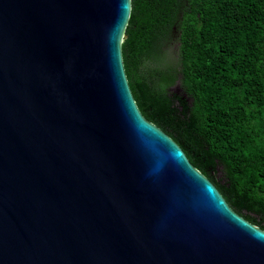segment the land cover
I'll return each mask as SVG.
<instances>
[{"label":"water","instance_id":"obj_1","mask_svg":"<svg viewBox=\"0 0 264 264\" xmlns=\"http://www.w3.org/2000/svg\"><path fill=\"white\" fill-rule=\"evenodd\" d=\"M129 14L0 0V264H264V230L136 106Z\"/></svg>","mask_w":264,"mask_h":264},{"label":"trees","instance_id":"obj_2","mask_svg":"<svg viewBox=\"0 0 264 264\" xmlns=\"http://www.w3.org/2000/svg\"><path fill=\"white\" fill-rule=\"evenodd\" d=\"M124 34L142 116L264 230V0H130ZM176 82L182 94L169 91Z\"/></svg>","mask_w":264,"mask_h":264},{"label":"rangeland","instance_id":"obj_3","mask_svg":"<svg viewBox=\"0 0 264 264\" xmlns=\"http://www.w3.org/2000/svg\"><path fill=\"white\" fill-rule=\"evenodd\" d=\"M175 53H176V44L174 42H171V44L169 45V54H170L169 56L171 57V59L175 57ZM169 91L176 94H182L179 82H176V84L172 88H170ZM215 177L217 179L222 178V172L220 167H217L215 171Z\"/></svg>","mask_w":264,"mask_h":264}]
</instances>
